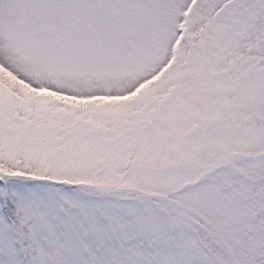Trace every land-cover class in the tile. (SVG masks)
I'll return each instance as SVG.
<instances>
[{"label": "snow or ice", "instance_id": "snow-or-ice-1", "mask_svg": "<svg viewBox=\"0 0 264 264\" xmlns=\"http://www.w3.org/2000/svg\"><path fill=\"white\" fill-rule=\"evenodd\" d=\"M0 264H264V0H0Z\"/></svg>", "mask_w": 264, "mask_h": 264}]
</instances>
